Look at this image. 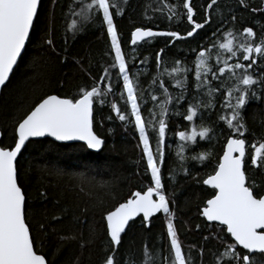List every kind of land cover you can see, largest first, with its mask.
<instances>
[{
    "label": "snow or ice",
    "instance_id": "obj_1",
    "mask_svg": "<svg viewBox=\"0 0 264 264\" xmlns=\"http://www.w3.org/2000/svg\"><path fill=\"white\" fill-rule=\"evenodd\" d=\"M127 2L73 0L75 7L70 5L69 11L75 19L67 25L66 31L75 36L93 23L105 29L110 41V50L106 55L111 63L103 67V74L98 78L91 74L90 69H85L93 83L81 86L76 95L63 98L47 95L40 99L18 122L12 143L0 144V264H49L44 254L37 253V240L27 223L28 202L21 183L20 160L24 152L29 144L42 143L32 138L80 141L87 149L100 150L105 141L94 131V105H107L108 97H115L117 91L126 110L122 111L117 103H111V110L119 121L134 127L138 133V146L146 161L145 176H150V179L146 190L132 192L128 199L112 208H106L103 201L93 204L106 222V251L102 264H135L131 252L122 254L120 251L122 234H126L129 222L136 217L142 216L141 223L147 227L150 218L161 212L166 219V255H161L160 251L153 254L152 247L145 245L140 264H196L191 252L184 251L179 238L174 224L175 214L170 207L172 201L166 195L162 172L167 156L166 136L171 130L169 125L173 116L192 125L189 130L174 133L180 142L177 155L184 162L180 166L186 175H191L190 168L186 167L187 161L203 163L212 157L206 149L194 151L195 147H201L197 138L200 141H211L214 137L226 139L213 174L202 180L203 185L212 189V194L204 202L200 214L208 222H216L219 227L216 238L223 249L212 253V264H264V179L258 183L247 174L249 161L252 169L264 172V141L249 142L244 116L250 100L264 98V28L259 38L253 27L248 26L243 27L239 35L232 30L226 31L222 38L211 41L210 47L198 44L191 49L195 54L192 61L194 68L186 66L180 59L173 61L170 69L163 67L165 49H160L155 54V64L163 70L152 77V90L146 91L141 88L139 75L131 73L115 22L116 16L125 14L124 5ZM238 4L244 9L250 7L246 0H238ZM40 6L41 0H0V87L9 81L18 58L22 56ZM217 6L218 0H210L204 9L203 22L199 23L196 21L194 0H182V4L160 0L154 11L163 14L166 9L169 21L186 17L191 29L181 35L178 31H154L151 27L137 26L131 31V45L150 42L156 37L165 38L166 47L174 46L177 41L195 39L206 26L211 27L212 11ZM180 7L183 13L178 11ZM251 11L264 13V7H252ZM232 20H236L234 15ZM220 31V26H217L212 35L217 36ZM45 43L52 45V38L45 37ZM146 61L147 57L141 63ZM257 68L260 69L258 75L254 74ZM193 71L195 94L192 101H188L185 93L190 92L193 82L189 80V73ZM165 76L175 81L174 87L180 89L179 94L174 96L169 91L168 82L163 79ZM213 81L220 83L213 85ZM218 92L224 97L221 108L225 114H218L216 122L205 125L202 110L215 107ZM149 98L153 106L148 109V117L145 118L142 112ZM182 101L187 102L186 109ZM173 104L177 106L175 110L169 108ZM197 117L201 119L199 125L194 123ZM109 119L112 117L109 116ZM219 122L226 127L221 128ZM152 134L156 136L155 148L150 143ZM189 151L194 154L186 156ZM197 182L201 181L198 179ZM94 235V230L90 231L89 242ZM204 250V247L199 249L201 261Z\"/></svg>",
    "mask_w": 264,
    "mask_h": 264
},
{
    "label": "trees",
    "instance_id": "obj_2",
    "mask_svg": "<svg viewBox=\"0 0 264 264\" xmlns=\"http://www.w3.org/2000/svg\"><path fill=\"white\" fill-rule=\"evenodd\" d=\"M116 2L123 4V0ZM165 2L182 4V0ZM208 2L210 0H194L196 21L199 23L203 22ZM246 2L250 5L248 9L240 7L238 0H218V6L212 11L211 27L206 26L195 39L177 41L174 46L166 47L163 37L151 38L150 42L142 41L133 46L130 43L131 31L137 26H147L159 31H178L185 35L191 29L186 17L169 21L166 9L163 14L154 11L160 0H128L124 5L125 14L116 16L115 22L131 73L139 75L141 88L151 91L152 77L158 76L163 67L170 69L172 62L177 59L194 68L192 61L195 54L191 49L198 44L210 47L211 41L222 38L223 33L228 30L239 35L243 27L251 26L259 38L261 29L264 28V13L252 12L251 8L264 7V0ZM70 5L75 7L73 0H55V3L53 0H41L30 39L26 42L9 81L0 92V144L12 143L18 122L40 99L50 94L62 98L76 95L81 86L93 83L85 69H90L91 74L98 78L103 74V67L111 63L106 55L110 50V41L105 29L93 23L75 36L66 31L67 25L75 19L69 11ZM178 11L184 12L182 7ZM233 15L236 17L235 21L232 20ZM217 26H220L221 31L213 36L212 32ZM48 36L53 40L52 45L45 43V37ZM162 48L165 49V64L158 69L155 54ZM146 57L147 61L141 63ZM254 74H260V69H255ZM163 79L168 82L169 91L174 96L180 93V89L174 87L175 81L167 76ZM189 80L193 83L185 96L188 101H192L195 94L194 71L189 73ZM219 83L213 81V85ZM156 94L159 95V92ZM223 101V95L218 92L215 107L202 110L205 125L216 122L218 114H225L221 108ZM111 103H117L122 111L126 110L119 91L115 97H108L107 105H94V131L105 141L98 152L88 150L81 143H58L42 138L36 139L41 144H29L20 160L21 183L28 202L27 223L32 236L37 240V253L44 254L49 264H102L106 251V224L101 212L93 204L103 201L106 208H112L128 199L132 192L146 190L148 186L150 176H145L146 161L138 146V133L134 127L125 125L116 118L115 112L111 110ZM181 103L186 109L187 102ZM152 106L149 98L142 112L145 118ZM176 107L174 104L169 105L173 110ZM244 116L249 142L264 141V98L259 101L250 100ZM194 123L199 125L200 117L195 118ZM169 126L171 130L166 136L167 156L162 172L166 195L172 201L170 207L175 214L174 224L184 251L191 252L196 264H212V253L223 249L220 240L216 238L219 227L215 223L206 222L200 214L204 202L212 194V189L203 185L202 180L213 173L226 139L221 137L218 140L214 137L211 141H200L197 138L201 147H195L194 151L206 149L212 153V157L203 163L187 161L186 167L190 168L191 175H186L180 166L184 162L177 155L180 142L174 133L189 130L192 125L173 116ZM219 126L226 127L223 122H219ZM150 143L155 148L154 134L151 135ZM168 145L171 147H167ZM193 154L192 151L185 153L186 156ZM248 168L247 174L253 176L258 183L264 179V172L252 169L250 161ZM198 179L200 183L197 182ZM141 220L142 216L136 217L130 222L126 234H122L123 246L120 251L122 254L131 252L135 257V264H140L145 245L152 247L153 254L160 251L161 255H166L164 214L161 212L151 217L147 227ZM92 230L95 235L89 242ZM228 239L231 240L230 237ZM201 247L205 249L203 261L199 255Z\"/></svg>",
    "mask_w": 264,
    "mask_h": 264
},
{
    "label": "water",
    "instance_id": "obj_3",
    "mask_svg": "<svg viewBox=\"0 0 264 264\" xmlns=\"http://www.w3.org/2000/svg\"><path fill=\"white\" fill-rule=\"evenodd\" d=\"M154 31H159V30H155V29H153ZM146 39H148V38H146ZM130 41H131V39H130ZM27 42V41H26ZM131 43V42H130ZM23 52V51H22ZM19 59V58H18ZM11 75V74H10ZM3 88V86L2 87H0V92H1V89ZM50 95H55V94H50ZM30 112V111H29ZM42 138H48V139H51V140H53V138H51V137H41V138H32V139H34V140H36V139H42ZM0 139H1V132H0ZM54 141V140H53ZM55 142H57V141H55ZM58 143H67V144H70V143H81V144H83V142H80V141H70V142H58ZM225 143H226V140H225ZM88 150H90V149H88ZM90 151H93V152H98L99 150H90ZM223 154V151H222V153H221V155ZM213 174V173H212ZM207 178V177H206ZM206 186V185H205ZM208 187V186H207ZM211 198V197H210ZM209 198V199H210ZM204 206H205V204H204ZM203 206V207H204ZM202 207V208H203ZM201 208V209H202ZM205 219V218H204ZM205 221L206 222H208L206 219H205ZM131 222V221H130ZM129 222V223H130ZM208 223H215L216 224V222H208ZM105 224H106V222H105Z\"/></svg>",
    "mask_w": 264,
    "mask_h": 264
}]
</instances>
